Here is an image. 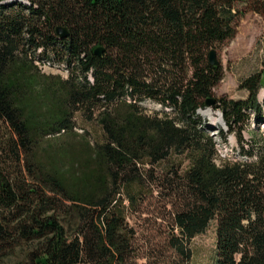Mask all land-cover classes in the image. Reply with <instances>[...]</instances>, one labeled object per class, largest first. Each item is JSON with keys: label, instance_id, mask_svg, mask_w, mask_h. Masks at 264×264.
I'll return each mask as SVG.
<instances>
[{"label": "trees", "instance_id": "trees-1", "mask_svg": "<svg viewBox=\"0 0 264 264\" xmlns=\"http://www.w3.org/2000/svg\"><path fill=\"white\" fill-rule=\"evenodd\" d=\"M245 4L264 16V0ZM244 11L238 0H0V264H140L129 217L148 205L164 209L183 256L216 221L214 264H264V59L242 82L249 96L217 98L224 69L210 58ZM212 97L228 124L218 133L201 112ZM217 134L235 135L234 155Z\"/></svg>", "mask_w": 264, "mask_h": 264}, {"label": "rangeland", "instance_id": "rangeland-1", "mask_svg": "<svg viewBox=\"0 0 264 264\" xmlns=\"http://www.w3.org/2000/svg\"><path fill=\"white\" fill-rule=\"evenodd\" d=\"M238 1L241 3V7H245V13L239 20L238 32L234 37L216 46L217 57L224 69V76L214 91V96L217 98L223 96L245 98L249 96L250 92L243 87L242 82L251 73L263 67L264 16L247 8L245 2L249 0ZM41 65L46 72L68 74L64 67L48 63ZM259 99L264 110V85L260 88ZM143 106L150 113L163 108L160 102L154 100L144 101ZM208 109H211V113L206 111ZM201 112L206 117L205 124L212 133H218L220 125L228 128L225 118L223 119L220 114L221 109L213 103L202 108ZM260 127L264 129V122L260 123ZM218 137L222 153L225 156L234 155L233 147L237 143L236 137L232 134L228 143L219 135ZM164 214V209H159L154 205L146 206L144 212L130 213V223L137 229L136 254L139 263L152 264L170 259H181L185 264H214L217 249L216 221H213L206 231L196 235L188 243L191 255L186 257L173 247L172 241L168 237L171 233L169 217Z\"/></svg>", "mask_w": 264, "mask_h": 264}, {"label": "water", "instance_id": "water-1", "mask_svg": "<svg viewBox=\"0 0 264 264\" xmlns=\"http://www.w3.org/2000/svg\"><path fill=\"white\" fill-rule=\"evenodd\" d=\"M57 31L59 33V35H61L62 37H67L70 35V30H69V27L68 26H64V25H59L58 28H57ZM105 48L104 46H99L97 49H96V52L98 54H102L104 52ZM217 48H213L210 52V58H211V62L214 63V64H218L220 63V60L219 58L217 57ZM215 98L212 97V98H209L207 100V103L208 104H212L215 102Z\"/></svg>", "mask_w": 264, "mask_h": 264}, {"label": "bare ground", "instance_id": "bare-ground-1", "mask_svg": "<svg viewBox=\"0 0 264 264\" xmlns=\"http://www.w3.org/2000/svg\"><path fill=\"white\" fill-rule=\"evenodd\" d=\"M210 111H211V109H208V110H207V112L211 113Z\"/></svg>", "mask_w": 264, "mask_h": 264}]
</instances>
